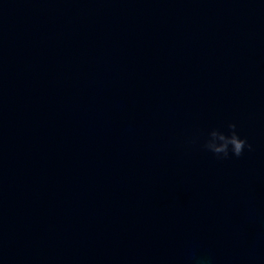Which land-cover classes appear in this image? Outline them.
Listing matches in <instances>:
<instances>
[{
  "label": "water",
  "instance_id": "1",
  "mask_svg": "<svg viewBox=\"0 0 264 264\" xmlns=\"http://www.w3.org/2000/svg\"><path fill=\"white\" fill-rule=\"evenodd\" d=\"M207 259L264 264V3L0 0V264Z\"/></svg>",
  "mask_w": 264,
  "mask_h": 264
},
{
  "label": "clouds",
  "instance_id": "2",
  "mask_svg": "<svg viewBox=\"0 0 264 264\" xmlns=\"http://www.w3.org/2000/svg\"><path fill=\"white\" fill-rule=\"evenodd\" d=\"M261 2L264 3V0ZM186 144L198 146L202 152L211 154L217 160L239 159L253 150V145L246 136L241 135L236 123L198 130L195 135L187 138ZM202 264H211V261L207 259Z\"/></svg>",
  "mask_w": 264,
  "mask_h": 264
}]
</instances>
